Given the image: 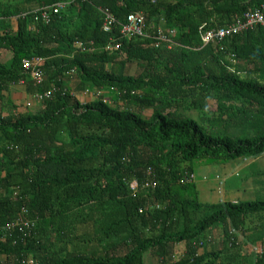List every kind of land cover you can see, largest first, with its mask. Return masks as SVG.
Masks as SVG:
<instances>
[{
  "label": "trees",
  "instance_id": "1",
  "mask_svg": "<svg viewBox=\"0 0 264 264\" xmlns=\"http://www.w3.org/2000/svg\"><path fill=\"white\" fill-rule=\"evenodd\" d=\"M60 1L49 23L26 5ZM99 7L163 20L179 45L106 32ZM257 9L264 0H0V226L23 208L36 222L0 238V264H145L146 252L154 264H264L251 251L264 199L202 202L193 163L264 153V27L201 39L203 24ZM35 55L43 82L23 68ZM17 84L53 95L21 111ZM251 175L264 185V171Z\"/></svg>",
  "mask_w": 264,
  "mask_h": 264
},
{
  "label": "built area",
  "instance_id": "2",
  "mask_svg": "<svg viewBox=\"0 0 264 264\" xmlns=\"http://www.w3.org/2000/svg\"><path fill=\"white\" fill-rule=\"evenodd\" d=\"M70 1H60L52 5L42 6L34 10L36 13V20H43L49 23L53 14L58 13L63 7L69 4ZM103 13V30L112 32L118 26L121 36L127 39H145L149 40L150 45L160 47L165 45L168 49L179 45L176 40L177 30L168 28L164 22L161 21L159 25L148 27L146 24L145 15L142 12L130 13L124 22H120L116 16L108 8L99 7ZM206 24L201 26V39L204 45L212 43H221L225 38L238 34L242 31L256 28L257 26L264 27V11L257 9L255 11L247 12L244 17L237 18L235 21L221 27H206ZM112 40V39H111ZM83 49L86 47L83 44L79 45ZM112 45L107 48L110 49ZM44 58L38 55L24 58L22 61L25 71L36 81L43 82L45 78ZM53 90L46 92H34L28 97L26 102L27 108H32L34 104L42 103L45 98L53 95ZM84 98L94 99L102 98L104 101H109L107 94L103 89H86L83 92ZM195 179L194 174H186L185 181L190 182ZM136 183L133 184V187ZM29 211L23 208L20 217L14 219L9 224L0 226V238L6 239L18 232L24 237L34 232L36 222L30 218ZM204 243L201 241L200 246ZM253 254L264 255V243L259 241L251 249ZM27 260H23L26 264ZM39 264V263H35Z\"/></svg>",
  "mask_w": 264,
  "mask_h": 264
},
{
  "label": "rangeland",
  "instance_id": "3",
  "mask_svg": "<svg viewBox=\"0 0 264 264\" xmlns=\"http://www.w3.org/2000/svg\"><path fill=\"white\" fill-rule=\"evenodd\" d=\"M6 53L5 50L0 49V60H5ZM129 71L136 73L137 67L130 65ZM22 99L27 107V98ZM39 106L40 103L34 104L31 110L34 112ZM146 114H151V110H147ZM193 163L202 202L264 199V185L261 182L256 183L257 177L251 175L246 179L250 174L264 171V153L255 158L212 163L206 160H196ZM215 235L214 237L218 238V235ZM144 259L145 264H154V259L149 252L144 254Z\"/></svg>",
  "mask_w": 264,
  "mask_h": 264
},
{
  "label": "crops",
  "instance_id": "4",
  "mask_svg": "<svg viewBox=\"0 0 264 264\" xmlns=\"http://www.w3.org/2000/svg\"><path fill=\"white\" fill-rule=\"evenodd\" d=\"M28 6V8H35L37 9V5H33V4H26ZM34 9V10H35ZM11 97L15 100L16 103L20 104V110L21 111H25L26 107L24 105V101L22 98H27L28 100V95L26 93V85L25 84H17V85H13L11 88ZM0 259H5L3 256H0Z\"/></svg>",
  "mask_w": 264,
  "mask_h": 264
}]
</instances>
